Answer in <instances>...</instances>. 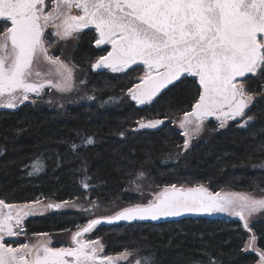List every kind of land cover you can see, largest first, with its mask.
Listing matches in <instances>:
<instances>
[{
  "label": "trees",
  "instance_id": "1",
  "mask_svg": "<svg viewBox=\"0 0 264 264\" xmlns=\"http://www.w3.org/2000/svg\"><path fill=\"white\" fill-rule=\"evenodd\" d=\"M93 31L77 35L70 60L83 76L80 92L56 107L21 103L0 108V199L28 203L36 197L57 204L74 198L86 202L133 198L135 183L154 187L195 188L217 192L264 190V79H245L246 90L260 96L247 115L222 128L209 121L206 130L187 147L173 121L191 111L199 88L182 78L151 104L136 107L129 97L144 74L141 66L124 72H94L92 64L108 51L95 45ZM163 120L155 130H135L141 121ZM91 138L92 143H87ZM75 146V147H74ZM37 167L34 169L33 165ZM87 171L88 191L83 176ZM143 174L142 176L140 174ZM128 192V193H127ZM82 215L58 212L26 222L28 233L73 230ZM250 230L264 251V216ZM105 253L123 250L132 261L150 257L151 264H255L243 248L248 234L234 215L165 222L111 224L96 234Z\"/></svg>",
  "mask_w": 264,
  "mask_h": 264
},
{
  "label": "snow or ice",
  "instance_id": "2",
  "mask_svg": "<svg viewBox=\"0 0 264 264\" xmlns=\"http://www.w3.org/2000/svg\"><path fill=\"white\" fill-rule=\"evenodd\" d=\"M46 7V0H0L4 25L0 31V107L15 108L17 101L28 100L32 93L39 96L45 87L70 90L71 70L49 54L45 29L53 27L54 35L67 39L94 28L95 44H110L111 51L100 56L93 69L123 72L137 63L146 69L140 83L129 89L138 105L151 104L182 78H198V96L179 121L185 147L191 132L199 133L209 117L219 121V127L237 118L246 127L253 120L246 113L253 96L244 78L264 79V0H52L50 10L45 11ZM73 9L78 14H72ZM41 61L55 66L60 79H54L51 71H40ZM163 123L152 119L139 126L156 128ZM86 142L92 143L91 138ZM33 167H37L35 162ZM262 211L264 198L173 184L155 193L148 203L124 208L108 219L158 220L186 212H226L239 217L247 228V218ZM31 212L30 205L0 199V264H118L131 255L127 249L115 258L101 255L99 241L83 239L100 220L74 233L70 247H53L50 238L17 247L6 243L5 237L21 234ZM255 240L253 235L249 246ZM258 255L264 264V251ZM136 264H151V258H138Z\"/></svg>",
  "mask_w": 264,
  "mask_h": 264
},
{
  "label": "rangeland",
  "instance_id": "3",
  "mask_svg": "<svg viewBox=\"0 0 264 264\" xmlns=\"http://www.w3.org/2000/svg\"><path fill=\"white\" fill-rule=\"evenodd\" d=\"M46 3L48 7H46L45 11H48L52 7V0H46ZM72 14H78V10L73 9ZM55 31L56 29H54L53 27H49L45 29L46 46L48 47V51L51 56L58 57L61 61H63V63L67 66V68L71 70V78L68 81V83L71 85L70 90L61 92L55 88L45 87L44 91L41 92L39 96H37L36 94H33V95L29 94V99L23 101V103L26 102V103H31L33 105H43L44 103H48L49 105H52V106L62 107L63 105L71 102V97H74L75 93L80 92L79 86H81V84L84 83L85 78H83V76L81 75V72H79L77 67L74 66L70 60L71 49L76 43L77 34H73L72 37H69L67 39H61L60 37L53 34ZM38 67H39V70L44 73H48L49 71H51L54 79H60V77L56 75L55 66H51L47 62L41 61ZM145 70L146 69L144 68V71ZM64 75L67 76V73L65 72ZM262 95L264 96V91ZM252 96H253V100L250 106L260 97V96H254V95ZM20 103L21 102L18 101L17 106L20 105ZM182 117L183 116L174 120L172 125L178 128L179 133L183 137V145H185L186 137L183 134L184 130L181 129L179 126V121L182 119ZM238 119L240 118H237V120ZM231 121H236V120H229L227 121L226 124H228ZM143 122L146 123L147 121H143ZM208 122H209L208 120L204 122V126L202 127L201 131H199V133H195L194 131L191 132V138L188 140V145L195 139H198L206 130L207 131L209 130L206 127V124ZM211 122H213L214 127L222 128V127H219L220 122L217 121L216 119L213 121L211 120ZM158 127L159 125L156 128H141L138 123L135 130H155ZM190 128L194 129V125L190 126ZM88 180H89V176H88L87 171H85V174L83 176V182L84 184L86 183L88 185L86 189L89 188ZM134 182H133L134 186H132L129 189V193L132 194L133 198L115 199L108 203H103L102 200H93L91 202H86V200L84 199L74 198L71 201H65L59 205L53 200H46V199H43L42 197H36L34 198V200H31L28 203L13 204V205H18V206L26 205V204L30 205V207L32 208V212L30 215L25 217L23 224H22L23 231L21 232V234L19 236H14V237H5V242L8 244H11V246L13 247H17L21 243H28L32 245V244H36L39 241L47 240L50 238L52 241L51 246L53 247H67V245L70 247L72 246L71 245L72 235L74 233H76L77 231H81L84 227L88 225L90 221L100 220L99 224H97L91 231L84 234L83 239L91 240V241H99L100 245H102L101 255H107L105 253L104 243L102 242L100 238H96L95 234L100 228L108 227L111 225V224H107V223H110L108 218L115 217L116 214L119 213L124 208L133 207L137 204L148 203L149 200L154 198L155 193L160 192L165 188V187L152 188V186L150 185L148 186L141 185L138 182L134 184ZM183 188L188 189L184 186ZM82 191H88V190H82ZM214 193H220L221 195L231 194V193H243V194L254 196L256 198H264V190H258V191H253V192H237L231 189H221L220 191H217ZM49 205H51V207H49ZM55 209H57L58 212H71L75 215L76 214L82 215L84 220L82 221L81 219H79V221L75 224L74 228H72L73 230H70V231L67 230V231H62V232H57V233L43 232V233H33V234L28 233L26 231L25 225L27 221L31 219L39 218L41 216H47L48 214H51ZM263 216H264V211L254 213L252 216L248 217L247 218V222H248L247 228L244 227V221L240 220L239 217L235 216L241 222L243 228L246 230L248 234L243 250L245 253H252L256 255L257 262L255 264H260V257L258 255V251H261V250L258 249L256 240H255L254 245L249 246L250 238L254 235L252 231L250 230V226L255 221L263 219ZM126 224H132V223L118 222L117 225L124 226ZM41 234H47V236H43ZM124 251L125 250H123L121 253H124ZM128 252L131 253V255L128 256V259L126 261H120L118 262V264H126L132 261L134 255L132 252L130 251ZM116 255L117 254L110 255V256H113L115 258Z\"/></svg>",
  "mask_w": 264,
  "mask_h": 264
},
{
  "label": "water",
  "instance_id": "4",
  "mask_svg": "<svg viewBox=\"0 0 264 264\" xmlns=\"http://www.w3.org/2000/svg\"><path fill=\"white\" fill-rule=\"evenodd\" d=\"M84 31H93L94 32V34L96 35V37H97V33L95 32V29L94 28H89V29H85V30H83L82 32H84ZM98 47V46H97ZM102 47H108V51H111V45L109 44V45H101V46H99L98 48H102ZM107 51V52H108ZM105 55H107V53L105 54ZM138 66H141V67H144L142 64H140V63H137V64H135V65H132L130 68H128L127 70H129V69H131V68H134V67H138ZM93 71H95V72H102V71H108V72H112L110 69H107V68H103V69H92ZM127 70H125V71H127ZM124 72V71H123ZM189 78H193V79H195V81H196V84H197V86H198V88H199V85H198V78H196V77H190L189 76ZM244 79H246V78H244ZM138 83H140V82H138ZM178 83V82H177ZM170 87H172L171 85L167 88V89H169ZM167 89H164V90H162V92L161 93H163L165 90H167ZM160 93V94H161ZM159 94V95H160ZM159 95L154 99V101L159 97ZM134 103H135V105H136V107H142V106H146V105H149V104H145V105H138V104H136V102L134 101ZM212 119H215L214 117H209L207 120H212ZM252 121H254V119L252 120ZM252 121H250L249 122V124L252 122ZM243 128H245V127H243ZM83 190H86V188H82ZM5 211H6V209H5ZM225 214V212H213V213H204V212H198V213H196V212H186V213H183V214H181V215H179V216H170V217H161L160 219H158V220H151V219H146V220H139V219H137V220H112L110 223H107V224H117L118 222H134V221H141V222H165V221H169V222H173V221H179V220H185V219H197V218H209V217H220V216H222V215H224Z\"/></svg>",
  "mask_w": 264,
  "mask_h": 264
},
{
  "label": "flooded vegetation",
  "instance_id": "5",
  "mask_svg": "<svg viewBox=\"0 0 264 264\" xmlns=\"http://www.w3.org/2000/svg\"><path fill=\"white\" fill-rule=\"evenodd\" d=\"M3 27H4L3 23H0V31L3 30ZM2 108H5V107H2ZM9 109H10V108H9ZM82 188H84V187H82ZM71 245H72V244H71ZM67 247H69V246L67 245Z\"/></svg>",
  "mask_w": 264,
  "mask_h": 264
},
{
  "label": "crops",
  "instance_id": "6",
  "mask_svg": "<svg viewBox=\"0 0 264 264\" xmlns=\"http://www.w3.org/2000/svg\"><path fill=\"white\" fill-rule=\"evenodd\" d=\"M18 102V101H17ZM0 108H2V107H0Z\"/></svg>",
  "mask_w": 264,
  "mask_h": 264
}]
</instances>
